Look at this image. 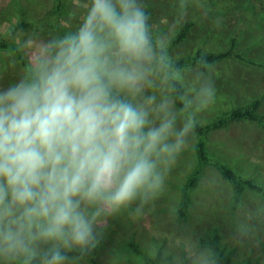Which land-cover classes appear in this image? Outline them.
<instances>
[{"label": "clouds", "instance_id": "clouds-1", "mask_svg": "<svg viewBox=\"0 0 264 264\" xmlns=\"http://www.w3.org/2000/svg\"><path fill=\"white\" fill-rule=\"evenodd\" d=\"M149 21L143 0H90L0 86V264H75L109 217L164 190L216 88ZM190 259L218 264L198 245Z\"/></svg>", "mask_w": 264, "mask_h": 264}, {"label": "rangeland", "instance_id": "rangeland-1", "mask_svg": "<svg viewBox=\"0 0 264 264\" xmlns=\"http://www.w3.org/2000/svg\"><path fill=\"white\" fill-rule=\"evenodd\" d=\"M56 4L57 0H0V40L17 45L29 64L35 46L78 27L90 0H67L64 12L54 14ZM143 6L154 34L167 38L176 62L194 57L198 50L225 52L236 39L234 56L206 69L192 63L181 67L186 73L198 69L215 84V102L199 113L197 126L255 102L257 115L264 117V0H143ZM187 24L191 26L186 36L177 41ZM27 73L16 53L0 50V86ZM202 137L204 163L198 153ZM217 162L261 190L245 188L238 195ZM198 169L181 216L183 190ZM131 211L108 218L96 253L99 264H191L196 245L212 250L219 246L232 254L231 264H264V125L230 120L204 136L196 127L168 173L164 190L143 214L133 216ZM75 264L92 263L78 257Z\"/></svg>", "mask_w": 264, "mask_h": 264}, {"label": "trees", "instance_id": "trees-1", "mask_svg": "<svg viewBox=\"0 0 264 264\" xmlns=\"http://www.w3.org/2000/svg\"><path fill=\"white\" fill-rule=\"evenodd\" d=\"M66 1L67 0H57V4H56L55 10H54V14L64 12ZM26 25H27L26 23H22L21 26H26ZM190 26H191V24H187L182 29L181 33L179 34V36L177 38V41L182 40L186 36V33H187ZM235 43H236V39L234 38L232 41V48L230 50L225 51V52L204 53L201 50H198L194 57L189 58L188 60L180 59L177 61V64L181 68L186 63H192V64H197V65L201 66L203 69H206L207 66L210 64H215L222 59L234 56L233 51H234ZM0 50H11V51H13L14 53H16L19 56L22 63L27 67V70L29 69V64H28L27 60L25 59V57L23 56V54L21 53L20 48L17 45L10 43L6 40H0ZM236 57L241 58V59L243 58L241 55H236ZM258 105H259V102H255L250 107L236 108V109L232 110L231 112H229L227 115L216 119L214 122L206 125L205 127L197 126V130L201 136H204L205 132H207L213 128L223 127L230 120L248 119V120L259 121L260 123H262L264 125V117H259L257 115ZM198 153H199L201 163H204L207 160L206 139L204 137L201 138V140L198 144ZM217 166L222 171V174L224 175V177L233 183L238 195L245 188H250V189L259 190V191L261 190L260 186H258L252 180L240 178L237 175L236 171L232 167H230L229 165L217 162ZM199 173H200V169H198L194 173L193 177L189 180L188 184L186 185V187L183 190L181 206L179 208V213L181 216H184L186 213V209H187L188 201H189V189L196 185ZM212 247H214L213 251L217 257L218 264H231V262H232V254L231 253H225V251L217 245L212 246ZM98 249H99V246L97 245V247L91 253H86L83 256H80L79 253H76V252L70 253V255L77 256L79 258H85V259L89 260L92 264H99V262L96 260V253L98 252Z\"/></svg>", "mask_w": 264, "mask_h": 264}]
</instances>
